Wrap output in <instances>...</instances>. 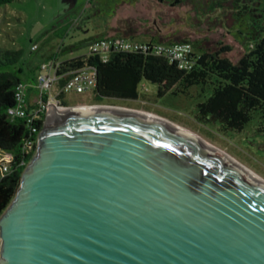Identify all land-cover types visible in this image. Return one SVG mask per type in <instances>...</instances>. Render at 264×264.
Returning a JSON list of instances; mask_svg holds the SVG:
<instances>
[{
    "label": "water",
    "instance_id": "95a60500",
    "mask_svg": "<svg viewBox=\"0 0 264 264\" xmlns=\"http://www.w3.org/2000/svg\"><path fill=\"white\" fill-rule=\"evenodd\" d=\"M0 264H264V182L159 118L47 109Z\"/></svg>",
    "mask_w": 264,
    "mask_h": 264
},
{
    "label": "rangeland",
    "instance_id": "374dc122",
    "mask_svg": "<svg viewBox=\"0 0 264 264\" xmlns=\"http://www.w3.org/2000/svg\"><path fill=\"white\" fill-rule=\"evenodd\" d=\"M194 1L202 3L201 14L191 3L171 7L159 0H14L0 7V47L22 49L25 60L32 58L33 62L50 54L61 61L86 54V42L122 37L138 44L187 42L194 50L197 44L202 49L228 46L231 50L224 56L236 63L251 44L264 37V0L241 4L235 13L232 9L231 13H208V0ZM68 47L75 50L60 56L61 49ZM20 77L25 79L24 74ZM139 92L137 101L96 102L90 93L64 96L68 108L114 107L163 118L230 155L264 180V133L256 131V119L240 133L223 132L217 125L195 120L197 100L170 95L158 99L156 87L148 83L141 84Z\"/></svg>",
    "mask_w": 264,
    "mask_h": 264
},
{
    "label": "trees",
    "instance_id": "16d2710c",
    "mask_svg": "<svg viewBox=\"0 0 264 264\" xmlns=\"http://www.w3.org/2000/svg\"><path fill=\"white\" fill-rule=\"evenodd\" d=\"M13 1L0 0V7ZM159 1L171 7L191 3L197 11L203 9L200 6L202 3L196 4L194 0ZM250 2L208 0L205 7L208 13L217 10L235 13L241 4ZM93 41L85 45L89 47ZM151 47L149 44L146 51L111 52L106 60L87 51L81 56L61 61L53 54L45 55L38 62H33L32 58L25 60L22 49L0 47V151L12 156L9 171L2 173L0 170V215L14 198L24 165L35 152V146L31 150L25 147L26 142L37 136L44 122L30 124L26 119L10 117L8 111L15 106L18 84L26 83L20 75H25L29 69L33 70L35 65L39 72L40 64L51 59L58 63L56 75L59 77V87L75 71L93 69L95 86L92 95L96 102L109 99L137 101L140 98L139 86L148 83L156 87L158 99L170 95L197 100L193 116L200 124L217 125L223 132L240 133L249 122L256 119V131L264 133V37L251 44L236 63L224 56L231 50L228 46L202 49L197 44L194 46L196 50L192 49L189 55L191 65L188 69H180L167 57L155 55ZM74 50L73 47L61 49L60 56ZM31 51L36 50L31 48ZM61 102L67 107L62 99ZM32 128L36 129L35 134L30 132Z\"/></svg>",
    "mask_w": 264,
    "mask_h": 264
},
{
    "label": "built area",
    "instance_id": "2783aa9c",
    "mask_svg": "<svg viewBox=\"0 0 264 264\" xmlns=\"http://www.w3.org/2000/svg\"><path fill=\"white\" fill-rule=\"evenodd\" d=\"M149 44L151 43L138 44L122 37L102 38L94 40L89 45L88 52L98 54L102 60H106L111 52L146 51ZM151 46V50L155 55L167 57L170 61L175 62L180 69L190 68L189 55L192 53V46L189 43L151 44ZM32 49L36 50V47L34 46ZM57 66L58 63L54 59L40 64L35 83L38 98L32 107H29L26 102L27 84H18L15 92V106L8 111L10 117L26 119L30 124L42 122L46 117L47 109L61 110L68 108L63 106L59 98L62 94L93 93L95 86L93 69L85 68L75 71L64 82L63 86L59 87V77L56 75ZM30 132L35 134L36 129L32 128ZM37 136L27 140L25 145L27 149L31 150L33 146L36 147ZM11 160L12 156L9 153L0 151V170L2 173L9 171ZM26 165L24 166L26 167Z\"/></svg>",
    "mask_w": 264,
    "mask_h": 264
},
{
    "label": "crops",
    "instance_id": "0c3cea01",
    "mask_svg": "<svg viewBox=\"0 0 264 264\" xmlns=\"http://www.w3.org/2000/svg\"><path fill=\"white\" fill-rule=\"evenodd\" d=\"M34 66V64L32 65ZM34 68V69H33ZM33 70H28L25 71V79L24 81L26 82L28 89L26 92V102L28 104L29 107L34 106L37 98H38V90L35 87V83H36V75L38 74L37 71V66L35 65V67H33ZM31 74H33L34 76H32ZM62 101L65 103V96L62 95L61 97Z\"/></svg>",
    "mask_w": 264,
    "mask_h": 264
},
{
    "label": "bare ground",
    "instance_id": "6f19581e",
    "mask_svg": "<svg viewBox=\"0 0 264 264\" xmlns=\"http://www.w3.org/2000/svg\"><path fill=\"white\" fill-rule=\"evenodd\" d=\"M113 108H114V107H113ZM119 109H121V108H119ZM124 110H125V109H124ZM128 111H131V110H128ZM138 113H142V112H138ZM142 114H146V113H142ZM146 115H150V114H146ZM150 116H153V115H150ZM153 117H156V118H159V119H161V120H164V121H166V122H168V123H170V124H172V125H174V126L180 128V129H182V130H184V131L190 133L191 135L195 136L196 138L200 139L201 141L205 142L206 144L210 145L208 142H206L205 140H203L202 138H200L199 136L195 135L194 133L190 132L189 130H187V129H185V128H182V127H180V126H178V125H176V124H174V123H172V122H170V121H167V120H165V119H163V118H160V117H157V116H153ZM210 146L213 147V148H215V147L212 146V145H210ZM215 149L218 150V151H220L221 153L225 154L226 156H228L229 158H231L232 160H234L235 162H237L238 164H240L242 167H244L245 169H247L248 171H250V172H251L252 174H254L256 177H258L259 179H261V178H260L259 176H257L254 172H252L251 170H249L248 168H246L244 165H242L241 163H239L237 160H235L234 158H232L230 155L224 153L223 151H221V150H219V149H217V148H215ZM261 180L264 182L263 179H261Z\"/></svg>",
    "mask_w": 264,
    "mask_h": 264
}]
</instances>
